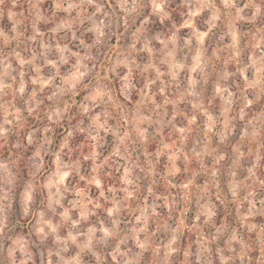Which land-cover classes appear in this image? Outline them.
Masks as SVG:
<instances>
[{
	"label": "clouds",
	"instance_id": "1",
	"mask_svg": "<svg viewBox=\"0 0 264 264\" xmlns=\"http://www.w3.org/2000/svg\"><path fill=\"white\" fill-rule=\"evenodd\" d=\"M0 264H264V0H0Z\"/></svg>",
	"mask_w": 264,
	"mask_h": 264
}]
</instances>
